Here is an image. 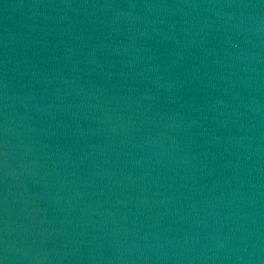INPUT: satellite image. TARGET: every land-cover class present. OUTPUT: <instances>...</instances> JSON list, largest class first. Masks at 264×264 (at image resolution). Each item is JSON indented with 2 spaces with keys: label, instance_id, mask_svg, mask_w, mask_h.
<instances>
[{
  "label": "water",
  "instance_id": "95a60500",
  "mask_svg": "<svg viewBox=\"0 0 264 264\" xmlns=\"http://www.w3.org/2000/svg\"><path fill=\"white\" fill-rule=\"evenodd\" d=\"M0 264H264V0H0Z\"/></svg>",
  "mask_w": 264,
  "mask_h": 264
}]
</instances>
